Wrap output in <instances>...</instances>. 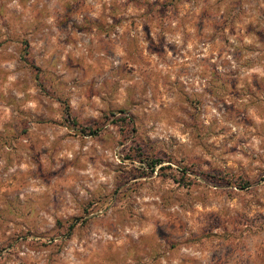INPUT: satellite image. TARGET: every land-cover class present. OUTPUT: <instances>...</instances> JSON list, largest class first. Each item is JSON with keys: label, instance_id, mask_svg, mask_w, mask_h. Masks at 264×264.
I'll return each instance as SVG.
<instances>
[{"label": "rangeland", "instance_id": "obj_1", "mask_svg": "<svg viewBox=\"0 0 264 264\" xmlns=\"http://www.w3.org/2000/svg\"><path fill=\"white\" fill-rule=\"evenodd\" d=\"M0 264H264V0H0Z\"/></svg>", "mask_w": 264, "mask_h": 264}, {"label": "trees", "instance_id": "obj_2", "mask_svg": "<svg viewBox=\"0 0 264 264\" xmlns=\"http://www.w3.org/2000/svg\"><path fill=\"white\" fill-rule=\"evenodd\" d=\"M158 163H159V161H157V160H152V161L150 162V166L153 167L154 165H156V164H158Z\"/></svg>", "mask_w": 264, "mask_h": 264}]
</instances>
